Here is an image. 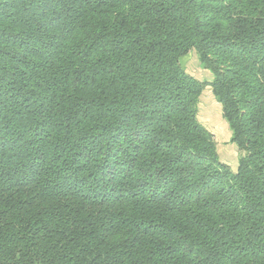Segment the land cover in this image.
Here are the masks:
<instances>
[{"label": "trees", "instance_id": "trees-1", "mask_svg": "<svg viewBox=\"0 0 264 264\" xmlns=\"http://www.w3.org/2000/svg\"><path fill=\"white\" fill-rule=\"evenodd\" d=\"M0 264H264V0H0Z\"/></svg>", "mask_w": 264, "mask_h": 264}, {"label": "rangeland", "instance_id": "rangeland-1", "mask_svg": "<svg viewBox=\"0 0 264 264\" xmlns=\"http://www.w3.org/2000/svg\"><path fill=\"white\" fill-rule=\"evenodd\" d=\"M198 55L192 51L186 58L183 59L182 64L188 72H191L194 76L205 79L207 72L198 63ZM200 112L199 118L201 122L215 134L217 148L221 160L233 156L234 151L238 152V148L235 144L230 142L231 130L228 122L225 120L222 114V106L215 99L211 90L205 89L199 104ZM230 135V136H229ZM239 153V152H238ZM233 160L230 164L235 169V161Z\"/></svg>", "mask_w": 264, "mask_h": 264}, {"label": "crops", "instance_id": "crops-1", "mask_svg": "<svg viewBox=\"0 0 264 264\" xmlns=\"http://www.w3.org/2000/svg\"><path fill=\"white\" fill-rule=\"evenodd\" d=\"M198 63H199V61H198ZM199 65H200V63H199ZM205 72H207V74H206V77H205V79H211L212 78V75H211V73L208 71V70H206V69H203ZM190 74H192L191 72H189ZM193 75V74H192ZM196 77V76H195ZM198 79H201V80H203V78H199V77H197ZM230 136V135H229ZM225 158L223 159V161L224 162H226L227 164H229L230 166H231V162L233 161H231V160H229L230 158H232V159H234V161H235V169L237 168V166H238V161H239V153L237 152V151H234V154H233V156L232 155H230V157L229 158H227L226 156H224Z\"/></svg>", "mask_w": 264, "mask_h": 264}]
</instances>
